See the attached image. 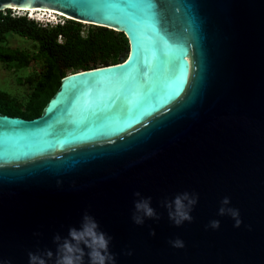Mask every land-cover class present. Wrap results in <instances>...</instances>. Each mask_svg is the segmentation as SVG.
I'll list each match as a JSON object with an SVG mask.
<instances>
[{
    "label": "water",
    "instance_id": "obj_1",
    "mask_svg": "<svg viewBox=\"0 0 264 264\" xmlns=\"http://www.w3.org/2000/svg\"><path fill=\"white\" fill-rule=\"evenodd\" d=\"M12 6L123 32L129 49L62 76L33 117L0 112V264H58L66 240L90 264L69 236L86 215L115 264H264V0H0ZM136 192L159 219L133 221ZM184 192L199 199L176 226L162 205Z\"/></svg>",
    "mask_w": 264,
    "mask_h": 264
},
{
    "label": "trees",
    "instance_id": "obj_2",
    "mask_svg": "<svg viewBox=\"0 0 264 264\" xmlns=\"http://www.w3.org/2000/svg\"><path fill=\"white\" fill-rule=\"evenodd\" d=\"M61 22L41 25L24 14L0 10V61L8 67L28 62L23 49L6 44V35L15 33L34 43L33 56L42 60L39 73L27 76L29 98L24 103L0 88V111L29 118L37 115L55 91L62 76L69 72L123 60L128 41L123 32L100 25L62 18Z\"/></svg>",
    "mask_w": 264,
    "mask_h": 264
},
{
    "label": "clouds",
    "instance_id": "obj_3",
    "mask_svg": "<svg viewBox=\"0 0 264 264\" xmlns=\"http://www.w3.org/2000/svg\"><path fill=\"white\" fill-rule=\"evenodd\" d=\"M27 17L35 19L37 22L49 23L52 20L42 21L39 18L30 16L24 13ZM63 18V17H62ZM57 22V20L52 21ZM136 197H139L134 201V209L132 219L138 224L142 225L144 223L145 217L159 219V215L154 208L151 207V197H142L140 192L134 193ZM198 194L184 192L177 194L173 200L164 202L162 206L168 208L169 219L176 225L180 226L183 222H191L193 217L191 215L192 208L198 203ZM230 204V198L224 197L222 200V205L219 208V214H228L235 219L236 227H239L242 221L238 219L239 210L231 207H226ZM85 224L80 230L72 228L69 230V236L72 240L77 242V245L82 242L89 249L90 264H106V261H111L115 264V258L109 251V244L111 237L107 236L106 233L99 231L98 223L91 217L85 216ZM209 226L214 229L220 227L219 220L210 221ZM155 235V231L151 233ZM57 240L60 239L59 236L56 237ZM173 247H183V241L177 238L170 242ZM51 255V253H49ZM83 255V250L76 245H73L70 241H65L60 249V258L58 264H76V261ZM37 256L30 253V264H36ZM39 264H45L43 260L39 261Z\"/></svg>",
    "mask_w": 264,
    "mask_h": 264
},
{
    "label": "rangeland",
    "instance_id": "obj_4",
    "mask_svg": "<svg viewBox=\"0 0 264 264\" xmlns=\"http://www.w3.org/2000/svg\"><path fill=\"white\" fill-rule=\"evenodd\" d=\"M26 11H17V9L11 10L12 14H24ZM29 14L33 15L36 19L42 18L44 19L46 16L40 17L37 12L32 14L29 11ZM28 14V15H29ZM54 18H50L52 21L57 20V22H61L62 16L60 13L56 14ZM65 16L63 18H66ZM35 20V19H34ZM36 21V20H35ZM38 22L41 25H50L56 22ZM82 28H86L90 23L82 21ZM6 44L10 46H16L19 49H23L27 55L28 62L21 67H8L2 61H0V88L6 90L8 93L16 97L19 101L25 102L29 98L30 93V85L26 82V77L29 75H33L35 73H39L42 69V60L33 56L34 43L25 37H22L15 33H8L6 35Z\"/></svg>",
    "mask_w": 264,
    "mask_h": 264
},
{
    "label": "bare ground",
    "instance_id": "obj_5",
    "mask_svg": "<svg viewBox=\"0 0 264 264\" xmlns=\"http://www.w3.org/2000/svg\"><path fill=\"white\" fill-rule=\"evenodd\" d=\"M12 8H14L15 10L17 9V11H26V13L29 14V11L34 14V12L42 17V16H46L44 19L42 18H39L40 20L42 21H45V20H49L50 18H54L55 16H57L56 14L58 12L54 11V10H51V9H48V8H41V7H33V8H22V7H15V6H12ZM26 9V10H25ZM30 16H33L31 14H29ZM60 15H63L60 13Z\"/></svg>",
    "mask_w": 264,
    "mask_h": 264
},
{
    "label": "flooded vegetation",
    "instance_id": "obj_6",
    "mask_svg": "<svg viewBox=\"0 0 264 264\" xmlns=\"http://www.w3.org/2000/svg\"><path fill=\"white\" fill-rule=\"evenodd\" d=\"M0 112H2V113H6V112H3V111H0ZM8 114V113H7ZM10 115H13V114H10ZM15 115H17V114H15ZM18 116H21V115H18ZM23 117V116H22Z\"/></svg>",
    "mask_w": 264,
    "mask_h": 264
}]
</instances>
